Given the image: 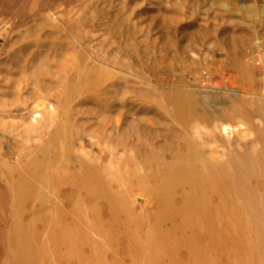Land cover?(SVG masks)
I'll return each mask as SVG.
<instances>
[{
    "label": "rangeland",
    "instance_id": "obj_1",
    "mask_svg": "<svg viewBox=\"0 0 264 264\" xmlns=\"http://www.w3.org/2000/svg\"><path fill=\"white\" fill-rule=\"evenodd\" d=\"M177 88L243 111L197 132ZM262 106L264 0H0V264H264ZM185 144L226 190L167 216Z\"/></svg>",
    "mask_w": 264,
    "mask_h": 264
},
{
    "label": "bare ground",
    "instance_id": "obj_2",
    "mask_svg": "<svg viewBox=\"0 0 264 264\" xmlns=\"http://www.w3.org/2000/svg\"><path fill=\"white\" fill-rule=\"evenodd\" d=\"M166 99H167V102H168V105H169V114L179 124H183L184 125V124H186L188 122L189 123L190 122H194L195 123V128L194 129L197 132H198V128L199 127H202L203 129L206 128V127H208V128L211 127L213 125L212 123H215V121L218 118L221 119V120H224V119L225 120H229L234 115H235V117H237L236 114L237 113L240 114L243 111V110L240 111L239 105H237L238 102L237 103L230 102L229 106L226 105L227 106V107L225 106L226 108H223V109L221 108V110L219 111V110H217V103H206L204 100H199L194 93L189 92L187 90L180 89V88L168 91V93L166 95ZM220 105H222V103ZM255 112L256 113L258 112L260 114H264V107L263 106L262 107H258L257 109L255 107ZM245 113H247V111ZM245 113L243 112V115ZM224 126H222V127H224ZM226 128H227V126L222 128L223 132L227 130ZM259 134H260L259 136H261V133H259ZM259 138L263 139V143H264V137H259ZM263 148H264V146H263ZM186 151L187 152H185V154H183V155L178 153V155L172 157L170 162L167 161L168 164H167L162 176L160 177V179H158L157 183H155L150 188L151 189L150 190L151 193L154 196H156L157 198H159V200L161 201V205H162L161 208H162V212L164 214L170 213V211L175 210L174 208H176L174 206V208L172 209V205H173L174 201L173 202L171 201V199H172L171 197H172V195H174V191L176 190V188H179V187L181 188V187H184V186H188L189 187V191H188V193H185L184 197H186L188 199H192L193 201H195V203L199 204L197 212H201V213H204L206 211V209H207V205H206L205 201L207 200V196L209 194V190L210 189H213V191H215V193L217 192L218 195H220V196H223L224 195V190H226V184L223 183L222 186L220 187V189L217 187L218 186L217 184H216L217 186L214 184V183H216L214 181L217 178L216 171H218V170H216L212 166V164H210L208 161H206L205 158H203L201 156V154H199L196 150L192 149V147L189 146L188 144L186 145ZM148 162H149V160H148ZM236 165L238 166L240 171L247 177L249 172H250V170H252V165H254V164H253V160L252 159H247V158H242L241 157V158L237 159V164ZM151 166H153V165H151ZM151 170H153V168ZM149 172H150V170H149ZM90 173L91 174H89V175L92 178L99 179V175L96 173L95 170L91 171ZM151 174H152V172H151ZM146 175L150 176V174H146ZM217 175H220V174H217ZM221 175H220V179L219 180L222 181L221 177H223V176H221ZM149 176H147V177H149ZM209 181H210L211 185L209 184ZM217 183H218V181H217ZM150 186H151V184H150ZM247 187H246V190H247ZM241 188H242V185L240 183H238V182L234 183L233 186H232V189H233L234 193L238 194V193L244 192L246 194L245 190L242 188L243 189V191H242ZM232 189H230V190H232ZM197 190H200V194H198V195L195 194V192ZM230 193H231V191H230ZM245 194H244V196H245ZM246 195H248V194H246ZM256 196H258V195L256 194ZM220 199H223V198L221 197ZM260 199L261 198L259 197V200ZM157 202H158V200H157ZM176 202H177V200H176ZM250 202H252L251 199L248 200L247 203L250 206H252L253 204L251 205ZM260 203H261V200H260ZM183 204H184V202H183ZM188 204H190V203H188ZM255 204H257V202ZM263 206H264V203H263ZM114 207H115V205H114ZM182 208H183V206H182ZM261 208H263V207L261 206ZM177 209H178V211H180L179 208H177ZM184 209H186V205H185ZM250 209L252 210V213L254 215H258L259 214V208L258 207L252 206V208H250ZM181 211H182V213H183V211L187 212V209L186 210L181 209ZM262 211H263V209H262ZM187 214H189V211H188ZM167 216H168V214H167Z\"/></svg>",
    "mask_w": 264,
    "mask_h": 264
}]
</instances>
